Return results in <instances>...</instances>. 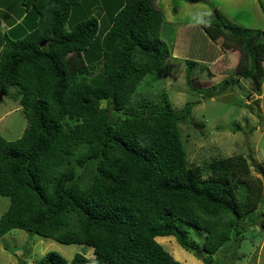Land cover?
I'll list each match as a JSON object with an SVG mask.
<instances>
[{"label": "trees", "instance_id": "trees-1", "mask_svg": "<svg viewBox=\"0 0 264 264\" xmlns=\"http://www.w3.org/2000/svg\"><path fill=\"white\" fill-rule=\"evenodd\" d=\"M18 1L24 19L7 31L24 34L0 30V91L18 100L27 125L15 140L0 136V195L9 197L0 236L20 228L93 254L68 262L49 251L35 264H179L159 236L206 253L210 264L247 227L264 230V184L246 155L187 160L178 123L198 99L174 108L160 91L159 100L131 105L143 77H162L172 52L156 0ZM199 26L219 50L239 53L225 81L248 79L260 91L262 30L216 10ZM186 62L188 89L203 93L192 82L197 62Z\"/></svg>", "mask_w": 264, "mask_h": 264}, {"label": "rangeland", "instance_id": "rangeland-1", "mask_svg": "<svg viewBox=\"0 0 264 264\" xmlns=\"http://www.w3.org/2000/svg\"><path fill=\"white\" fill-rule=\"evenodd\" d=\"M10 1L7 8L0 10L8 12L14 7L15 15H19L21 5L16 0ZM156 1L164 18L160 37L172 48V52L166 60L162 77L155 74L143 77L131 105L141 98L159 100L160 91H165L174 108H181L188 100L198 99L199 103L192 107L191 117L178 123L187 160L191 164L202 165L212 158L241 153L249 158L252 176L260 178L264 184V60L261 62L263 74L259 77L260 91H253L248 79H240V84L229 85L225 79L235 76L233 68L239 53L219 50V43H216L218 46L214 44L199 26L207 15L216 10L225 21L262 30L261 38L264 41V0ZM173 7L177 8L176 13ZM7 23L10 21L0 18L3 33L9 29ZM7 34L15 39L21 37L24 31H7ZM187 59L197 62L192 74V77L195 76L192 78L195 86L208 91L227 83L226 89L211 97L205 96L206 91L198 94L189 90L185 80ZM203 66L210 67L211 73ZM105 104L103 101L102 106ZM125 114L118 111L116 117L123 118ZM236 124L240 130L236 129ZM26 125L27 120L18 100L3 96L0 100V136L15 140ZM195 125L201 126V129ZM8 205L9 197L0 195V216ZM257 212H264V202ZM195 234L198 233H191L192 238L201 242L202 235L197 237ZM156 240L179 264H206V253L185 250L174 236H159ZM49 251L59 253L68 262L77 252L87 257L93 256L91 248L87 246L61 243L20 228H12L0 236V264H35ZM210 258V264H264V230L257 224L247 227L241 241H228L222 250Z\"/></svg>", "mask_w": 264, "mask_h": 264}, {"label": "crops", "instance_id": "crops-1", "mask_svg": "<svg viewBox=\"0 0 264 264\" xmlns=\"http://www.w3.org/2000/svg\"><path fill=\"white\" fill-rule=\"evenodd\" d=\"M10 2H11L10 0H0V8H2V9L7 8L8 7V4ZM16 3H18L20 5V3H19L18 0H16ZM13 9H14V7H13ZM13 9H11L8 12H5V11L0 10V18L2 17L3 21L4 20H6V21L9 20L10 21L9 24L7 23V27L8 28H11V27L15 26L16 24L21 23L23 21V19H24V12H23V7L22 6H20L19 15H15ZM172 9H173V12L176 13V11H177L176 9L177 8L176 7H173ZM10 15L13 16V17H11ZM31 18H33V17L31 16ZM169 20H171V19H169Z\"/></svg>", "mask_w": 264, "mask_h": 264}, {"label": "water", "instance_id": "water-1", "mask_svg": "<svg viewBox=\"0 0 264 264\" xmlns=\"http://www.w3.org/2000/svg\"><path fill=\"white\" fill-rule=\"evenodd\" d=\"M214 13H215V10H214ZM226 85H227V83L221 85L218 88L206 91L205 92V96L206 97H211V96H213L215 94H218V93L222 92L228 86V85L227 86ZM1 98H2V91H0V100H1ZM195 127L198 128V129H201V126H199V125H195ZM226 128L229 129V127H226Z\"/></svg>", "mask_w": 264, "mask_h": 264}]
</instances>
